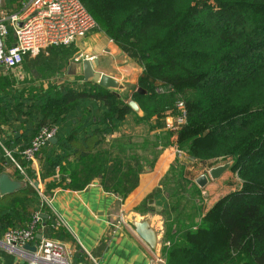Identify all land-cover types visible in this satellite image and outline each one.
<instances>
[{"label":"trees","instance_id":"trees-1","mask_svg":"<svg viewBox=\"0 0 264 264\" xmlns=\"http://www.w3.org/2000/svg\"><path fill=\"white\" fill-rule=\"evenodd\" d=\"M82 2L144 69L139 88L146 94L137 91L131 99L148 121L156 118L159 124L152 128L164 127L160 119L169 110L181 114L178 103H183L185 123L176 121L177 131L163 136L167 146L185 154L184 163L176 165L185 171L193 161L210 169L217 161H232L231 170L242 180L201 217L199 227L168 231L167 238L177 239L165 249L166 264H264V0ZM5 81L0 77V114L27 117L25 134L16 135L24 147L11 155L34 183L0 148V174L10 168L26 182L21 192L0 198V241L10 229L27 228L38 213L48 215L38 232L63 240L65 231L55 228L37 191L40 182L55 178L50 189L80 186L77 180L99 167L98 151L107 137L134 111L125 99L82 78L27 98ZM47 127L57 128L58 141L37 152L36 169L23 153Z\"/></svg>","mask_w":264,"mask_h":264},{"label":"crops","instance_id":"crops-1","mask_svg":"<svg viewBox=\"0 0 264 264\" xmlns=\"http://www.w3.org/2000/svg\"><path fill=\"white\" fill-rule=\"evenodd\" d=\"M26 1L28 0H0V10L8 14L16 13ZM7 42L9 44L14 43L13 30L11 28ZM84 42L89 47L87 52L90 54L86 56L77 55L73 58L61 56L62 58L60 59L63 65H60V72L63 73V76L59 77L57 81L51 78L43 80L38 77L39 79H34L32 82L29 77H26L28 72L23 70L22 66L9 72L0 69V77L5 78V82L9 83L15 94L20 95L22 90L23 97L27 98L40 92H46L51 86H60L64 83L72 82L75 78L84 79L81 68L82 61L85 59L90 60L93 57L98 59L100 63L95 71L113 77L121 84L125 80L123 84L125 89L137 82L136 79L134 80L130 76L126 67L119 66L121 60L128 62L129 56L112 39L106 38L103 34H94L88 40H84ZM97 47L101 48V50L95 53V48ZM102 55L104 63L101 61ZM30 73L40 75L41 71L34 68ZM110 91L122 98L118 93L119 90L110 89ZM126 101L129 103L132 99ZM1 102L4 104L5 100L1 99ZM179 112L181 111L179 110ZM10 116L11 114L8 117ZM131 116L142 118L144 113L141 110L139 113L133 112V114L128 115L126 120L120 124V127L107 137L105 143L98 151L97 164L99 167L87 178L81 176L82 178L77 180L80 186L64 185L56 189H50L51 182L55 181V178L40 182L39 188L48 194L51 213L58 215L64 221L62 228L66 237L63 240H54L64 243L70 249L72 254L70 257L71 264H166L162 256L165 235L164 215L162 212L166 205L159 204L155 212H136L135 210L137 200H142L155 187L160 188L163 167L154 173H151L152 171L149 173V169H146L148 173L142 175L139 181L142 187L136 190L137 192H135L134 196L129 198V200L133 199V202H130L131 205L124 203L123 200L127 194L121 187H118V185L135 183L134 175L139 168L136 164L135 154L130 153V149L136 147L135 140L137 135L132 133L130 136L124 130ZM180 116V114L177 116L167 113L165 118L160 119L164 127L157 128L154 132H163L166 129H170ZM8 117L6 118L5 115L0 114V148L2 154L5 151L18 154L24 144L16 139V135L25 134L27 121L24 119L27 117L16 119L15 116H11L10 120ZM169 117H172L174 121L170 122ZM150 122L151 126L154 125L153 122H156V118L151 119ZM171 148L177 158L176 148ZM129 155H132L133 159ZM6 156L3 155V158ZM167 160L168 158L164 160L163 165L165 168L168 165ZM156 166H158V163ZM33 167L37 169L39 163L34 162ZM4 173L8 174L13 180L20 181L16 178V175H18L16 171L7 168ZM20 182L23 183V187L16 193L26 188V182ZM67 182H71L69 177H67ZM215 184L216 181L210 180L208 183L209 189L213 186L215 187ZM1 197L3 195L0 194ZM131 215L151 217L155 222L162 225V247L158 254L153 252L136 235L132 226L127 223V218ZM38 234L44 236L41 231ZM44 238L46 237L44 236ZM31 245L36 246L37 242H33ZM0 250L3 249L0 248ZM5 254L8 253L5 252ZM5 254L0 252V264H20L18 258L10 254L14 257V260L10 261V258Z\"/></svg>","mask_w":264,"mask_h":264},{"label":"rangeland","instance_id":"rangeland-1","mask_svg":"<svg viewBox=\"0 0 264 264\" xmlns=\"http://www.w3.org/2000/svg\"><path fill=\"white\" fill-rule=\"evenodd\" d=\"M94 34H103L106 38L111 39L108 35L109 33L97 21L96 29L87 37L80 39L76 45L65 48L47 49L39 55H28L25 57L21 68L28 72L26 77H29L32 82L34 79L39 78H42L43 80L51 78L54 81H57L59 80V77L63 76V73L60 72V65H63L62 60L60 59L62 58L61 56L73 58L77 55L86 56L90 54L87 52L89 47L85 45L86 42H84V40H88L89 37ZM100 50L101 48L99 47L95 48V53ZM103 55L101 56L102 63L105 62ZM119 66L126 67L130 76H132L134 80H137V82L134 85L129 86L128 89L124 88L123 90L118 91L123 99L129 100L140 89L139 84L141 77L144 74V69L130 57L128 62L121 60ZM62 67L64 68V66ZM34 68L41 71V77L37 73H30ZM124 81L125 80H123L122 84L125 83ZM166 113L172 114V111L169 110ZM148 120L149 119L146 117L141 118L131 116L130 121L125 125L124 130H126L127 134L130 135L134 133L137 135L135 140L136 147L131 148L130 153L135 154L137 157L136 164L139 168L134 175L136 180L135 183L118 185V187H121V189L127 194L126 198L123 200L124 203L131 205L133 199L129 200V198H131L130 196H134L135 192H137L136 190H139L142 187L139 181L141 180L142 175L148 173L146 169H149V173L150 171H152L151 173H154L155 171L158 172L163 167L164 170L160 179V188L155 187L152 192L143 197L142 200H137L135 210L136 212H155L159 204L166 205L163 212L161 211L164 215L165 223L162 256L166 260L167 254L165 249L171 246H168V243H170L172 239H174V241L177 239V235H170V238H167L168 231L172 230L171 233L175 234V232L184 228L199 227L201 217L209 211V208H211V206L219 199L240 188L242 186V180L238 171L230 170L216 181L215 187L213 186L209 189V186L207 185L205 188H200L195 183V180L197 177L209 175V171L211 170L210 167H203L199 162L194 161L188 163L187 170L185 171L181 166H177L184 163L185 154L176 149V158L171 148L173 146H167V136L163 137L164 135H167L169 130L172 131L174 123L170 129L155 133L154 131L156 129L152 128V126L156 127L159 123L157 121L153 122L154 125L151 126V122ZM169 121L173 122L174 119L169 117ZM129 156L132 157V155ZM167 158L168 165L165 168L163 164L164 160ZM176 161H179L180 164L176 165ZM157 163L158 166H156ZM227 163L233 162L227 161ZM227 163H225L224 160H220L212 165L222 166ZM188 182L197 186L199 192L195 191L191 185L186 184ZM182 192H186V195H182ZM43 194L46 196L48 195L46 192H43ZM199 208L201 209L199 210Z\"/></svg>","mask_w":264,"mask_h":264},{"label":"built area","instance_id":"built-area-1","mask_svg":"<svg viewBox=\"0 0 264 264\" xmlns=\"http://www.w3.org/2000/svg\"><path fill=\"white\" fill-rule=\"evenodd\" d=\"M97 27V21L82 0H28L22 8L13 14L0 10V69L6 72L22 66L28 55H39L49 48H65L74 46L80 39L87 37ZM13 30L14 43L7 42ZM91 61L94 58H90ZM181 116L177 120L179 126L185 123V109L182 102L178 103ZM174 124L172 131H177ZM57 134V128H44L34 139L32 145L23 153L31 162L35 161L41 147ZM6 155L13 161L10 152ZM15 162V161H14ZM16 163V162H15ZM20 173L30 181L25 169L16 163ZM45 204L50 207L48 196L37 188ZM42 214V213H41ZM41 214H35L25 229H10L0 241V248L18 258L20 264H71L70 249L62 242L44 238L37 241V251L25 249L27 244L36 242ZM55 228H62L64 221L54 214ZM170 246V243H168Z\"/></svg>","mask_w":264,"mask_h":264},{"label":"water","instance_id":"water-1","mask_svg":"<svg viewBox=\"0 0 264 264\" xmlns=\"http://www.w3.org/2000/svg\"><path fill=\"white\" fill-rule=\"evenodd\" d=\"M99 60L94 59L93 61L85 59L82 61L81 68L83 70L84 80L87 82L97 83L100 87L112 90H123L124 86L118 80L110 77L106 74L96 72L95 69L99 66ZM139 92L146 94V91L139 89ZM129 106L136 113L141 111L140 106L135 101H130ZM58 140L56 137L52 138L50 142L56 143ZM39 163V162H38ZM233 168V163H227L216 168H212L209 171V175H204L196 180V184L200 188H205L210 180H219L226 172ZM23 187V183L20 181L13 180L8 174H0V194L3 196L13 195ZM43 219H47L48 215L41 214ZM127 223L132 226L136 235L150 247V249L158 254L162 247L163 227L160 223H157L151 217H140L137 215H131L127 218ZM45 225V224H44ZM36 239L42 241L44 236L37 234ZM27 251L36 252L37 246L27 244L25 246Z\"/></svg>","mask_w":264,"mask_h":264}]
</instances>
